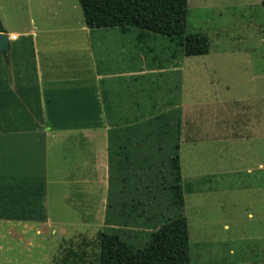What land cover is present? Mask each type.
I'll use <instances>...</instances> for the list:
<instances>
[{
  "label": "crops",
  "instance_id": "1",
  "mask_svg": "<svg viewBox=\"0 0 264 264\" xmlns=\"http://www.w3.org/2000/svg\"><path fill=\"white\" fill-rule=\"evenodd\" d=\"M251 1H206L218 15L213 24L218 36L226 33L230 37L229 32L248 28L241 17L233 21L232 28L219 25L223 6L237 8L241 14ZM47 4L49 19L32 20L17 34L6 31L10 42L7 61L0 52L1 264H57L54 251L61 240L84 237L85 230L101 215V137H108L110 128L103 91L111 94L113 109L124 114L120 124H136L132 120L137 104L145 103L149 112L154 104L153 96L148 104L139 99V92L154 95L163 89V79L169 74L157 53L162 43L139 44L138 32L130 36L132 31L124 34L116 27L90 28L79 0H50ZM107 33L113 42L104 45ZM127 35L129 38L123 41ZM142 52H151L149 69L138 55ZM171 58L175 59L172 55ZM176 66L174 74L180 86L184 83V68L179 63ZM236 102L233 98H216L195 103L192 119L182 101L173 107L181 109V157L183 146L191 141L196 144L208 139L211 143L210 157L215 162L209 170L199 171L209 174V191L216 189L209 182L210 175L264 171V96L257 92L243 98L241 104ZM189 121L193 123V136L203 133L210 137H192L189 141ZM260 145L261 156L257 155ZM225 150L227 160L231 157L234 161L222 165L215 153ZM249 151L251 160L246 158L251 157ZM106 164L109 172L108 160ZM182 165L181 158L183 168ZM196 178L201 182L204 177ZM225 190H264V183L227 184ZM51 194L58 196L57 202L63 205L72 203L68 208L77 217L68 218L66 212L62 215L63 208H56ZM63 226L76 230L68 234L66 229H59ZM231 255H236V251L232 249ZM244 259L231 264H242Z\"/></svg>",
  "mask_w": 264,
  "mask_h": 264
},
{
  "label": "rangeland",
  "instance_id": "2",
  "mask_svg": "<svg viewBox=\"0 0 264 264\" xmlns=\"http://www.w3.org/2000/svg\"><path fill=\"white\" fill-rule=\"evenodd\" d=\"M206 1L209 2V0H189L187 33L204 32L208 34L211 42V50L208 55L188 57L179 50L175 59H172L174 44L168 37L159 34L153 35L147 43V46L162 43L157 53L159 54V61L165 64L168 68L167 73H169L163 79V89L156 91L151 96L157 98V104L164 110L175 106V104L173 107L170 106L172 99H175L176 103L182 101L189 111L191 119L195 103L210 102L211 99L216 98L219 101L233 98L238 105L241 104L243 98L257 95V92L260 93V96H264V42L262 41L264 40V7L261 0H254V3L250 0L252 3L241 14L237 8L231 9V7L225 8L223 6L224 16L219 25H229L232 28L231 25L235 26L233 21L241 17L242 23L248 27L244 28L243 31L229 32L230 37H227L226 33L220 34L219 36L227 39L225 41L220 39L218 31L213 26L218 17L216 10L207 5ZM47 3H50V0H0V17L7 33L22 32L31 25L32 20L41 22L49 19L51 12ZM135 33L137 30H133L129 35H135ZM110 36L108 33L106 34L102 41L104 45L113 42V38ZM96 38L101 42V38L97 36ZM128 38L127 35L123 41ZM143 53L138 55L149 69L151 52L147 55ZM177 63L184 68V83L180 86L179 78L177 74H174ZM139 95L140 100L143 99L148 104L151 102L148 92L144 91V94L139 92ZM187 129L186 134L189 141L193 139L192 137H210L204 136L203 133L193 136L192 121L187 123ZM191 142L183 146L181 158L184 164L182 165L184 166L182 173L186 200L184 214L189 222L192 264H207V260L210 261V264H231L234 260L243 257L245 259L242 264H264V190L233 192L225 190L227 184L264 183V171L248 173L246 170L235 174L210 175L209 182L216 189L209 191L210 185L206 182L209 174H201L199 171L204 170V168L209 170V165L215 162V158L210 157L211 143L208 139L196 144ZM108 145V137H101V215L88 231L85 230L84 237H69L62 240L60 238L61 243H58L59 247L57 246L54 251L57 264L69 247L78 250L86 249L90 254L89 258L92 263L98 264L95 257L99 252L98 232L106 231L112 227L106 222L110 186L109 172L106 167L108 160L106 157L109 155ZM260 146L259 154H257L259 156L262 153V145ZM227 151L215 153L222 165L228 161H234L231 157L227 160ZM229 154L231 155V153ZM250 154L251 157H246L247 160L252 159V153L250 152ZM159 155L160 153L157 151L149 153L145 149L141 154H138L129 182L133 195L143 198L145 201L148 200V192L145 190L150 184L152 185V195L154 193L156 196L154 202L158 203L160 200V204L150 208L151 212L165 209L167 202L166 196L159 191L158 187L162 186L161 178L163 174L168 173V166L161 157H158ZM258 159L261 160V157ZM197 176L204 178L199 182ZM196 179L197 182H195ZM190 189H193V192H189ZM199 189L203 190L200 192ZM162 190H165L164 186ZM51 198H55L53 202H57L58 196L51 194ZM69 205H63L61 201H58L55 206L56 208L58 206L63 208L62 215L66 212L68 218L74 219L77 215L69 210ZM199 207L201 210H198ZM62 228L66 229L68 234L71 232L74 234L76 230L69 226L59 227V229ZM138 230L140 229L137 228L136 231ZM147 233V230H144L139 237L133 235L132 237H125L136 246H143L148 241ZM83 241L87 242L89 246H84ZM232 249L236 251V255H231ZM238 263L240 264V261Z\"/></svg>",
  "mask_w": 264,
  "mask_h": 264
},
{
  "label": "trees",
  "instance_id": "3",
  "mask_svg": "<svg viewBox=\"0 0 264 264\" xmlns=\"http://www.w3.org/2000/svg\"><path fill=\"white\" fill-rule=\"evenodd\" d=\"M261 2L264 7V0ZM79 3L90 28L116 27L124 34L137 30L139 44H146L155 34L168 37L175 46L173 58L179 50L188 57L205 56L211 50L208 34L187 33L189 0H79ZM0 32H6L1 17ZM5 59L7 61V56ZM6 68L9 71L8 64ZM156 101L153 97L151 112L146 110L145 103L139 102L133 112L136 117L132 122L136 124L121 125L119 121H123L124 114L113 109L111 94L103 91L110 121L106 222L112 227L98 232L99 252L95 255L98 264H192L189 222L184 214L181 109L157 108ZM174 104L172 99L170 106ZM144 149L160 153L158 157L168 166V173H161L163 183L158 187L167 200L161 211H150L160 204V200L154 202L156 196L152 195L151 184L145 190L147 201L133 195L129 187L135 159ZM137 228L140 230L136 231ZM144 230L148 232V241L143 246H136L127 239L132 235L139 237ZM82 244L89 246L85 241ZM89 257L86 249L69 247L60 264H93Z\"/></svg>",
  "mask_w": 264,
  "mask_h": 264
},
{
  "label": "water",
  "instance_id": "4",
  "mask_svg": "<svg viewBox=\"0 0 264 264\" xmlns=\"http://www.w3.org/2000/svg\"><path fill=\"white\" fill-rule=\"evenodd\" d=\"M10 49L9 36L5 32H0V52L7 56Z\"/></svg>",
  "mask_w": 264,
  "mask_h": 264
},
{
  "label": "built area",
  "instance_id": "5",
  "mask_svg": "<svg viewBox=\"0 0 264 264\" xmlns=\"http://www.w3.org/2000/svg\"><path fill=\"white\" fill-rule=\"evenodd\" d=\"M13 38H14V36H13Z\"/></svg>",
  "mask_w": 264,
  "mask_h": 264
}]
</instances>
